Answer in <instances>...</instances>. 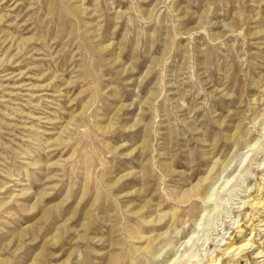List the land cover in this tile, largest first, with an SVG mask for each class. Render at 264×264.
Returning <instances> with one entry per match:
<instances>
[{
  "label": "rangeland",
  "instance_id": "374dc122",
  "mask_svg": "<svg viewBox=\"0 0 264 264\" xmlns=\"http://www.w3.org/2000/svg\"><path fill=\"white\" fill-rule=\"evenodd\" d=\"M230 157L209 198H181ZM253 197L264 0H0V264H210L254 227L239 264H264Z\"/></svg>",
  "mask_w": 264,
  "mask_h": 264
},
{
  "label": "bare ground",
  "instance_id": "6f19581e",
  "mask_svg": "<svg viewBox=\"0 0 264 264\" xmlns=\"http://www.w3.org/2000/svg\"><path fill=\"white\" fill-rule=\"evenodd\" d=\"M81 10L82 11H86L87 8H85V7L83 8L82 7ZM108 47H109V45H105V46H103V49H106ZM81 113H84V111L81 112ZM118 113H119V109L116 110L115 115H117ZM76 120L77 119L75 117H73L72 120L65 126V129H69L70 128L69 127L70 124H73L74 125V121H76ZM103 128L105 130H110L112 128V120H110L109 123H108V125H105ZM64 130H63V132H64ZM242 131H243V128L241 126H239V127H237L236 132L235 133L233 132L231 135L228 136V138L232 142H234V139L236 140L237 137H239V135H241ZM60 136H61V134H60ZM60 136H58L55 140L56 141L61 140ZM251 142H252L251 139L238 140L236 142L237 143L236 146L237 147H243V148L244 147H248V146H250ZM231 161H232L231 157L227 161L220 160V159L216 160L213 163V165L211 166V168L209 169V173H207L206 176H204V177L200 178L199 180H197V182L195 184H193L192 187L187 192L188 194L181 196V198L182 199L183 198L191 199L192 197L198 196V195L199 196L201 195L200 197H205V198L208 197L209 198V196H207V192H208L207 189H208V184L210 183L211 177L214 174H221V173L225 172L227 170L228 166L230 165ZM28 164L31 165V166H35V164L32 163V162H29ZM54 165H57V162H51L50 165H49V167H52ZM261 189H263V188H261ZM246 204L249 205L252 208V210H256L255 213H252V214L249 213L248 214V215H251V217H253V218H258V214H257L258 211L261 208L264 209V200L262 201L261 198L256 199V197H253L251 199V201L250 200H247L246 201ZM149 206H150L149 205V202H147L146 205L144 207H142L141 209H146ZM178 216H179V209L173 210L170 214L168 212H163V213L162 212H158L155 216H152V218L150 220H148V222L162 223L168 217V219L171 220L170 228H172V226L174 225V222L178 219ZM257 225L260 226L259 231H262L263 232L264 231V218H262ZM237 227L239 228V230H238L239 232H243V227H242L241 224H239ZM255 229H256V227H254L252 229V232H251V234H250L249 237H247V238L244 237V239L241 240V241H238V242L237 241H234V237H232L231 238L232 239L231 241H228V242H226L224 244V246H226V247L224 249H222L223 250L222 251L223 252V255L220 254L219 256L217 255L218 257H211L210 264H239L240 262L244 261L246 255L248 253V250L251 249L254 246L255 236L258 235L257 233H254V230ZM21 236L24 237V234L21 235ZM133 237L134 238H140V239L143 238V236L138 235V234H135ZM159 237H161V236H159ZM20 238L22 239V237H20ZM55 242H58V240H56ZM164 243H165L164 246H169V245H171L173 243V240H172V238H169V240H167V241L164 240ZM158 248H159L158 246H154V244L151 241H149V243L147 244V246H146V248L144 250H150L152 252L154 251V252H157V253L160 252V251L162 252V249H160V248L158 249ZM224 255L225 256L226 255L230 256L229 261L226 262V263H224L225 262V260L223 259V256ZM255 257H261V252L259 251ZM110 259H111V261L113 263L119 264L121 262V259H122L121 258V252L120 253L119 252L118 253H115L113 251L111 253ZM130 264H136V261L132 259L130 261Z\"/></svg>",
  "mask_w": 264,
  "mask_h": 264
}]
</instances>
